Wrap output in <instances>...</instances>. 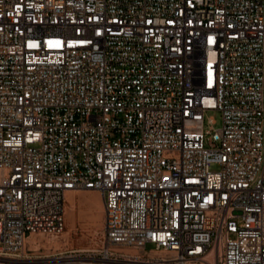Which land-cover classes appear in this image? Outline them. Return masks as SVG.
<instances>
[{"label":"built area","instance_id":"1","mask_svg":"<svg viewBox=\"0 0 264 264\" xmlns=\"http://www.w3.org/2000/svg\"><path fill=\"white\" fill-rule=\"evenodd\" d=\"M85 190L96 264H264V0H0V264Z\"/></svg>","mask_w":264,"mask_h":264},{"label":"rangeland","instance_id":"2","mask_svg":"<svg viewBox=\"0 0 264 264\" xmlns=\"http://www.w3.org/2000/svg\"><path fill=\"white\" fill-rule=\"evenodd\" d=\"M216 120L215 128L221 127L219 112H211ZM212 171H218L219 166L212 165ZM90 193L99 192L85 190ZM85 193L73 197L68 196L65 203V226L58 235H45L58 244L39 246L29 250L28 243L24 257L19 264H96L100 258L99 252L104 245V209L102 204L91 206L85 198ZM72 202L70 209L67 207ZM52 236V237H51ZM62 247V249H61ZM155 249L154 245H147L148 253Z\"/></svg>","mask_w":264,"mask_h":264},{"label":"bare ground","instance_id":"3","mask_svg":"<svg viewBox=\"0 0 264 264\" xmlns=\"http://www.w3.org/2000/svg\"><path fill=\"white\" fill-rule=\"evenodd\" d=\"M98 192V191H97ZM73 193V197H76V196H79L81 193H85V198H86V201L91 205V206H95L96 204H102V207H103V202H102V196L99 192V195L96 194V193H90V192H87V191H79V192H70L66 199L68 198V196H70V194ZM66 203V201H65ZM72 206V202L70 201V205L67 207V209H70ZM52 237V236H51ZM51 244H55L57 245L58 243L57 242H52V239H46L45 238V234H33L30 236V238L28 239V248L29 250H35V249H38L39 246H46V245H51ZM62 249V247H61ZM126 252H129V253H135L134 250L132 249H124Z\"/></svg>","mask_w":264,"mask_h":264}]
</instances>
